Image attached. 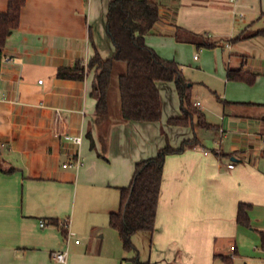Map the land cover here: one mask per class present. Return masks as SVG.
I'll return each instance as SVG.
<instances>
[{
    "label": "crops",
    "instance_id": "crops-1",
    "mask_svg": "<svg viewBox=\"0 0 264 264\" xmlns=\"http://www.w3.org/2000/svg\"><path fill=\"white\" fill-rule=\"evenodd\" d=\"M110 1L27 0L19 28L8 37L0 69V167L13 171L0 170V264H134L109 224L119 209V188L129 186L138 161L155 156L167 141L177 148L194 135L191 127L167 123L181 114L172 82L158 84L162 121H114L105 128L94 121L93 71L82 80L56 76L59 67L89 61L94 45L104 58L113 54L106 31ZM152 1L161 20L146 41L155 50L176 44L178 33L193 46L189 34H205L220 42L205 51L206 66L210 59L216 64L213 76L231 85L228 67L245 64L258 74L256 81L264 80V34L231 42L264 29V0ZM7 7L8 0H0V12ZM193 103L202 110L200 100ZM245 104L229 114L225 109L215 129H197L202 145L166 157L144 262L216 264V254L234 259L239 239L261 244L264 103ZM90 133L96 148L106 136L109 162L90 147ZM66 134L81 135L82 143ZM78 156L83 164L71 166ZM240 202L252 204L251 228L237 222ZM50 218L67 219V235ZM65 250L66 262H57L52 253Z\"/></svg>",
    "mask_w": 264,
    "mask_h": 264
},
{
    "label": "trees",
    "instance_id": "trees-1",
    "mask_svg": "<svg viewBox=\"0 0 264 264\" xmlns=\"http://www.w3.org/2000/svg\"><path fill=\"white\" fill-rule=\"evenodd\" d=\"M27 0H8L5 12H0V69L3 60V50L8 37L19 28L21 14ZM159 5L152 0H111L108 5L106 31L115 47L113 54L104 58L94 45L96 52L89 61L76 60L70 66L57 69L56 76L64 79H84L93 71L94 78L91 95L96 99L94 121L98 126L111 125L114 121L128 122H158L162 119L163 105L158 84L174 82L180 99L181 114L169 117L168 125L191 127L194 135L185 139L177 148L168 141L152 157L138 161L135 164L132 180L127 187H121L119 209L112 212L109 224L114 228L126 251L135 250L132 238L136 233L149 232L156 228V215L161 193L166 157L179 154L187 148L202 145L196 135L197 129L213 130L216 126L206 120L205 113L193 103L191 84L183 75L176 60L163 58L153 47L148 45L146 36L160 22ZM264 34V29L255 34L241 33L231 42H238L250 37ZM190 41L201 47L214 48L220 44L205 34H189ZM178 39L183 40L178 33ZM188 40V41H189ZM120 64L123 65V70ZM117 69L122 71L118 76L116 108L112 103V77ZM227 79L254 84L258 74L246 69L245 64L229 66ZM166 135V134H165ZM91 148L96 144L91 136ZM104 151L107 148L106 136L100 135ZM0 170L5 172L13 169ZM252 204L240 202L237 210L239 225L251 228L250 211ZM50 223L61 227L67 235V222L50 218ZM261 246L264 250V231L259 232ZM224 264H233V258L216 254ZM134 264H150L141 262L138 257L132 259Z\"/></svg>",
    "mask_w": 264,
    "mask_h": 264
},
{
    "label": "rangeland",
    "instance_id": "rangeland-1",
    "mask_svg": "<svg viewBox=\"0 0 264 264\" xmlns=\"http://www.w3.org/2000/svg\"><path fill=\"white\" fill-rule=\"evenodd\" d=\"M208 49L210 48L201 47L200 58L195 60L194 54L199 50H197V46H193L191 43L183 42V40L179 39L176 44H166L160 50L156 51L159 54L161 53L165 59L176 60L179 63L183 75L188 80L189 84H191L192 101H201L203 104L202 111L206 115V120L217 127V125H220V118L223 117V111L225 109L226 114H229V109H233L232 106L238 110L247 105L245 104L247 102L264 103V80L261 82L256 81L252 85L246 82L232 80L230 81L231 85H229V83H226L224 80L213 76L215 75L216 64L213 63L212 59H210V62L207 63L206 66L207 57L210 56L205 52ZM119 66H121L123 70V65L120 64ZM121 69H117L112 77L111 89L113 93L111 97L114 110L116 108L115 93H118V76L122 71ZM173 83L174 82H172V84ZM174 92L180 107V99L176 88H174ZM170 93V90H164V97L167 98L168 101L170 100ZM104 130L101 131L100 134H103L105 132ZM161 133L165 135L163 129H161ZM95 149L99 152V156L103 162H109L108 159L110 160L111 158L108 156V152L104 151L100 141L99 143L97 142V148ZM103 170L105 169L103 168ZM149 238V232L137 233L132 238L135 250L128 251L129 256L131 258L138 257L141 262L147 260L150 254ZM78 239L82 238L78 237ZM254 244L257 245L256 248ZM236 245L238 246V251L233 254V264H264V250L259 241L248 237L239 239ZM216 264L224 263L218 260Z\"/></svg>",
    "mask_w": 264,
    "mask_h": 264
},
{
    "label": "built area",
    "instance_id": "built-area-1",
    "mask_svg": "<svg viewBox=\"0 0 264 264\" xmlns=\"http://www.w3.org/2000/svg\"><path fill=\"white\" fill-rule=\"evenodd\" d=\"M197 58V56H196ZM41 82V81H40ZM198 107L200 106V103H197L196 104ZM65 138L66 140H70L76 144H81L82 143V140H83V137L81 135H78V136H72V135H69V134H66L65 135ZM205 154H208V152L206 151ZM83 164L81 158L78 156L74 162L71 163V166L73 167H80L81 165ZM64 166H67V165H64ZM229 168H233L234 167V164H229L228 165ZM67 222V226H68V220H66ZM44 222H41V226H44ZM78 242V241H77ZM235 246H232V249H234ZM67 251H54L52 253V256L53 258L57 261V262H60V263H65L66 260H67Z\"/></svg>",
    "mask_w": 264,
    "mask_h": 264
}]
</instances>
